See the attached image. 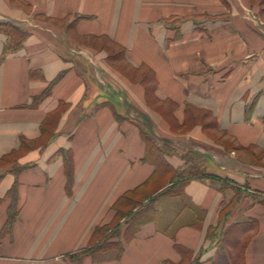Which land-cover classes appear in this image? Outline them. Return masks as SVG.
I'll return each mask as SVG.
<instances>
[{
    "label": "crops",
    "instance_id": "obj_1",
    "mask_svg": "<svg viewBox=\"0 0 264 264\" xmlns=\"http://www.w3.org/2000/svg\"><path fill=\"white\" fill-rule=\"evenodd\" d=\"M263 17L264 0H0V24L25 33L17 45L0 31V264H264V165L237 162L201 125L175 132L142 87L56 25L72 18L81 41L122 45L132 65L153 69L155 96L181 128L190 105L243 151L264 152ZM145 137L169 143L174 173L195 152L214 177L185 180L177 197L165 175L143 202L153 220L119 234L107 227L120 201L154 183ZM232 189L243 195L221 226Z\"/></svg>",
    "mask_w": 264,
    "mask_h": 264
},
{
    "label": "rangeland",
    "instance_id": "obj_2",
    "mask_svg": "<svg viewBox=\"0 0 264 264\" xmlns=\"http://www.w3.org/2000/svg\"><path fill=\"white\" fill-rule=\"evenodd\" d=\"M254 1L257 2L258 0H254ZM70 20H72V18L71 19L69 18L66 21L56 23V25L64 29V32L68 34L69 36H71V38L76 42V44H79L78 48L80 52L82 50L80 47L81 43H83L84 45L88 44V46H91V48L93 47L94 50L103 53L104 59L106 60L109 71L114 70L115 72H117V74L119 75L118 78H120L121 81H124L125 83L129 82L130 84H134V85L142 87L144 89V98L147 101L146 102L147 108L151 110L153 114H158L159 116H162L163 118L164 117L169 118L170 120H166V121H169V123L171 124L170 126H172L175 132H177L178 134H187L189 133L192 127H195L196 125H201L203 127V130H205L204 132L206 134L208 133L210 136H213L215 138V142L217 143V145L221 146L224 149V151L228 153L229 155H231L234 159H236L237 162L243 161L246 164L248 162V163H252L251 165L253 166L264 165V152L263 151H259V150L243 151L235 143L233 138H227V137L223 138L224 136L218 133V131L215 128L216 123L214 121V118L208 112L198 110L196 108H193L190 105L186 106L185 120L183 124L184 128H181L180 125H178L179 123H177V121L173 119V115H172L176 107L172 103H168L166 105L165 102H160L155 96L157 82L155 80L156 74L153 69H151L148 65H145V64L139 65V67L132 65L131 62H129L127 57L125 56L126 48L122 45L118 46L114 43L108 42V40H98V41H91V42L81 41L79 37L73 34L72 25L68 24ZM11 49H15L14 45H12ZM78 53L75 52V54H78ZM83 55H85L86 57L85 56L84 57L88 61L91 62L90 65L92 66L97 65L95 63L96 61L94 57L89 56L90 52L88 54H83ZM83 55H81V57H83ZM101 76L102 74L100 73L95 74V77L98 80H100L99 78H101ZM105 79L107 80L106 77ZM105 79H103L104 82H106ZM254 107L255 105L252 107V110L254 109ZM145 122L150 124L148 125V127L154 132L153 130L154 125L148 117L145 119ZM187 155L189 156L187 157ZM201 156L202 155L193 156V154L186 153L183 158L185 160L187 159L193 160L194 164H197L199 166L204 165L206 172H208V166H207L208 163ZM168 179L169 177H164V176L153 178L152 183L153 182L154 183L151 185L148 191L143 190L141 193H137L134 195L133 194L128 195V197L132 201L131 203H135L136 205L134 206H137L136 208H138L139 206L138 203L140 202L143 203L145 201L144 199L147 198L148 195L154 194L155 192L165 187L168 182ZM232 192L234 193V197H233V201L230 202L229 204V206L231 205V208H227V209L225 207L223 208V210L225 209V211L220 220L221 226L230 225L229 218L227 217L228 214L230 215V212L228 213V211L230 210L232 211V213L235 211L234 208L236 205L239 204L241 194L243 195V192L242 191L240 192V190L238 189H232ZM248 194H249L248 197L251 199L253 195L250 196V194H252V192H248ZM250 202H255V201L251 199ZM131 207L133 206H128L123 201H120L118 205V210L120 212L119 217L116 219V221L112 225H110L107 228H109V230H112V227L117 226L118 230L116 233L121 234L122 230L124 229L123 228L124 225L127 223L129 219L128 213ZM120 215H123V217H121ZM113 233L115 232L113 231ZM99 237H101V235ZM109 237L111 236L109 235Z\"/></svg>",
    "mask_w": 264,
    "mask_h": 264
},
{
    "label": "trees",
    "instance_id": "obj_3",
    "mask_svg": "<svg viewBox=\"0 0 264 264\" xmlns=\"http://www.w3.org/2000/svg\"><path fill=\"white\" fill-rule=\"evenodd\" d=\"M6 31L7 30V34H10L11 36H14V39L17 40V42L15 44L19 45L23 39H24V35L25 33L22 32L21 30L15 29V28H11L9 26L7 27H3L2 25H0V31ZM11 31V33H10ZM14 41V40H13ZM12 44L11 46L8 47V50H10L12 48ZM14 47L16 48V45H14ZM49 91H47L45 93V95H48ZM44 95V96H45ZM216 127V125H215ZM146 142L149 144V151L147 152V158L152 157V162L153 165L155 166V177H166L165 175H171L170 176V183L173 184V187H175V189L173 191H171V193H173L175 196L179 197L182 195L181 193V189L179 185H182L183 182H185V180L191 179V178H207V177H214L211 174H208L205 170V166L201 165H197L194 164L193 160H185L186 165L189 166V169L183 171L182 173L178 174V173H174L173 169L170 167V165L167 163L166 161V157L168 155H171L173 150L171 149L169 143H166V141L163 142V144H161L159 141H149L146 139ZM148 148V147H147ZM188 154H193V156H200L201 154L195 153V152H190ZM189 155H187L188 157ZM186 157V158H187ZM204 160H206L205 156H201ZM147 160V159H146ZM154 177V178H155ZM217 178V180H219L220 182H222V188H228L229 187V179L227 178H223L220 176H215ZM167 192H170V190H166V192H162L163 194H166ZM157 193V192H156ZM13 203L11 205V209L9 211V219L7 222V226H6V230H10L12 228V225L14 223V221L16 220L18 213H17V205H16V198L13 196ZM123 200H125L124 202L128 205V206H133L131 207L130 211H129V219L127 221L126 224L129 225V228H136V231L133 232V234L137 233V229L140 228L143 224H146L150 221L153 220V216H155L156 211H146L144 210V206L143 203H138V207H140L141 209L137 210V206L135 203H131V199L127 196H125L123 198ZM179 203H177L176 207L178 206ZM135 210H137L135 212ZM120 214V212H119ZM121 217H123V215H120ZM106 247V244H101L99 246L94 247L93 249L90 250V252L93 253H97L101 250H103ZM122 251V249H121ZM120 251V252H121Z\"/></svg>",
    "mask_w": 264,
    "mask_h": 264
}]
</instances>
